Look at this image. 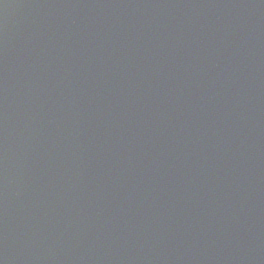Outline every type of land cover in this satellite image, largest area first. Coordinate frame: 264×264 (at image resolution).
Listing matches in <instances>:
<instances>
[{"label": "water", "instance_id": "1", "mask_svg": "<svg viewBox=\"0 0 264 264\" xmlns=\"http://www.w3.org/2000/svg\"><path fill=\"white\" fill-rule=\"evenodd\" d=\"M2 33L0 264H175L131 0H0Z\"/></svg>", "mask_w": 264, "mask_h": 264}]
</instances>
